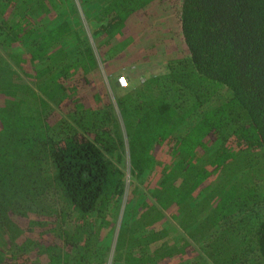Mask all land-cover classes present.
<instances>
[{"label":"trees","instance_id":"obj_1","mask_svg":"<svg viewBox=\"0 0 264 264\" xmlns=\"http://www.w3.org/2000/svg\"><path fill=\"white\" fill-rule=\"evenodd\" d=\"M77 1L0 0V264H264V0H180L186 54L112 96L157 0Z\"/></svg>","mask_w":264,"mask_h":264},{"label":"rangeland","instance_id":"obj_2","mask_svg":"<svg viewBox=\"0 0 264 264\" xmlns=\"http://www.w3.org/2000/svg\"><path fill=\"white\" fill-rule=\"evenodd\" d=\"M180 0H157L149 5L145 6L141 10L134 12L131 17L127 20L125 24V30L127 32L133 29V37L130 40V46H125L119 53L118 57H121L122 61H118L117 58L108 62L110 73L105 74L103 71L102 64L98 60V66L92 71L100 70L101 75L105 81L106 87L109 94L112 96V90L110 85L113 86L115 77L117 75H123L125 78V85L131 83V85L138 84L144 78L165 71V62L168 57L184 55L186 54V49L181 38L179 31V22L177 17V11L179 8ZM78 14L80 15V21L83 23V27L86 31H90L89 27L92 26L93 21L87 20L83 15L78 1L74 0ZM89 23V24H88ZM88 32V37H89ZM90 42L93 45L94 42L90 36ZM114 57V56H113ZM132 61V62H131ZM129 64V65H126ZM113 66V67H112ZM91 73V72H90ZM119 86V84L117 83ZM123 85V86H125ZM118 88V87H117ZM120 88L117 89L119 91ZM120 92V91H119ZM125 151V150H124ZM120 152V151H119ZM119 154V153H117ZM120 156V155H119ZM112 160L114 157L119 166L127 164V160H118L116 156H111ZM123 161L125 163H123ZM127 168V165H126ZM124 169V180H125V190L119 201V215L124 206L125 199L131 196V190L134 187H140L138 180L129 174L128 169ZM137 193V192H136ZM133 201V200H131ZM135 203V201H133ZM131 209V207H130ZM133 210V209H132ZM132 212V211H131ZM131 212L128 216L131 215ZM167 221L164 224L169 225L166 229L167 240L172 243L179 240L183 236V232L178 225H176L172 219L166 216ZM51 222V219H47ZM53 223H47V226H52ZM161 223H156L155 227H159ZM41 227H34V232L40 231ZM49 231V229H48ZM30 234V231L28 232ZM43 234L41 235L42 238ZM50 237V232H49ZM40 238V234L37 233V240ZM2 236H0V241ZM31 255V259L36 264H46L44 253H39L37 255ZM132 264L125 262L123 260H117L114 256L113 247L106 252V256L103 264Z\"/></svg>","mask_w":264,"mask_h":264},{"label":"built area","instance_id":"obj_3","mask_svg":"<svg viewBox=\"0 0 264 264\" xmlns=\"http://www.w3.org/2000/svg\"><path fill=\"white\" fill-rule=\"evenodd\" d=\"M115 80L117 81V83L119 84V86H123L126 83L125 78L123 77V75H117L115 77Z\"/></svg>","mask_w":264,"mask_h":264},{"label":"clouds","instance_id":"obj_4","mask_svg":"<svg viewBox=\"0 0 264 264\" xmlns=\"http://www.w3.org/2000/svg\"><path fill=\"white\" fill-rule=\"evenodd\" d=\"M116 81V80H115Z\"/></svg>","mask_w":264,"mask_h":264}]
</instances>
